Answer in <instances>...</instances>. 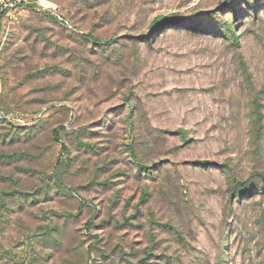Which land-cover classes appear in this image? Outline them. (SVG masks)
<instances>
[{
    "label": "rangeland",
    "instance_id": "374dc122",
    "mask_svg": "<svg viewBox=\"0 0 264 264\" xmlns=\"http://www.w3.org/2000/svg\"><path fill=\"white\" fill-rule=\"evenodd\" d=\"M0 264H264V0L5 16Z\"/></svg>",
    "mask_w": 264,
    "mask_h": 264
},
{
    "label": "built area",
    "instance_id": "2783aa9c",
    "mask_svg": "<svg viewBox=\"0 0 264 264\" xmlns=\"http://www.w3.org/2000/svg\"><path fill=\"white\" fill-rule=\"evenodd\" d=\"M33 0H0V13L23 11L30 7Z\"/></svg>",
    "mask_w": 264,
    "mask_h": 264
},
{
    "label": "crops",
    "instance_id": "0c3cea01",
    "mask_svg": "<svg viewBox=\"0 0 264 264\" xmlns=\"http://www.w3.org/2000/svg\"><path fill=\"white\" fill-rule=\"evenodd\" d=\"M27 10H28V8H27L26 10H23V11H27ZM13 12H15V11H12V12H10V13H6V12H4V13H0V21H1L5 16L10 15V14L13 13Z\"/></svg>",
    "mask_w": 264,
    "mask_h": 264
},
{
    "label": "trees",
    "instance_id": "16d2710c",
    "mask_svg": "<svg viewBox=\"0 0 264 264\" xmlns=\"http://www.w3.org/2000/svg\"><path fill=\"white\" fill-rule=\"evenodd\" d=\"M162 26H159V28H161ZM248 192H249V190H248Z\"/></svg>",
    "mask_w": 264,
    "mask_h": 264
}]
</instances>
